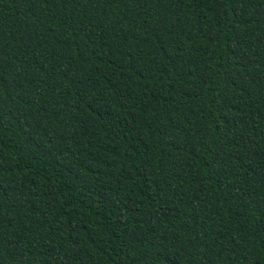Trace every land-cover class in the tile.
I'll return each mask as SVG.
<instances>
[{"label": "trees", "instance_id": "trees-1", "mask_svg": "<svg viewBox=\"0 0 264 264\" xmlns=\"http://www.w3.org/2000/svg\"><path fill=\"white\" fill-rule=\"evenodd\" d=\"M0 264H264V0H0Z\"/></svg>", "mask_w": 264, "mask_h": 264}]
</instances>
